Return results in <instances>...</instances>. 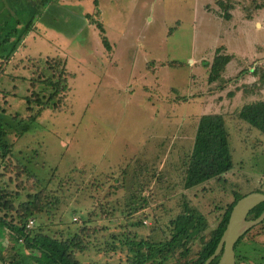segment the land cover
<instances>
[{
	"label": "rangeland",
	"instance_id": "rangeland-1",
	"mask_svg": "<svg viewBox=\"0 0 264 264\" xmlns=\"http://www.w3.org/2000/svg\"><path fill=\"white\" fill-rule=\"evenodd\" d=\"M205 1L0 0V127L11 142L0 162V189L11 190L16 204L45 185L46 211L30 216L32 227L62 239L81 219L102 227L145 212L133 239L163 241L169 219L188 201L197 216L188 235L160 262L145 264H189L235 191L264 190V134L236 116L241 103L264 99V0L243 4L247 20L236 11L233 19L216 14L229 11V0L204 4L209 13L201 8ZM217 46L230 58L207 81ZM52 68L65 73L64 96L58 108L49 102L36 112L39 103L25 96L34 90L45 99ZM204 112L223 115L232 165L184 188L181 165ZM7 160L25 167L22 183L9 178ZM110 228L96 232L78 253L81 261L123 260L124 245L112 250L103 243ZM243 242L263 250L238 264H264V220ZM14 251L24 252L21 241L2 235L0 255L10 262Z\"/></svg>",
	"mask_w": 264,
	"mask_h": 264
},
{
	"label": "trees",
	"instance_id": "trees-1",
	"mask_svg": "<svg viewBox=\"0 0 264 264\" xmlns=\"http://www.w3.org/2000/svg\"><path fill=\"white\" fill-rule=\"evenodd\" d=\"M220 15L223 18H227L229 17V12H220ZM8 38L9 33H6L2 41L6 42ZM18 40L19 36L13 41L15 43ZM102 41L106 44L104 37ZM218 46L215 48V52L209 62L207 81L216 79L230 58V54L222 52V47ZM13 47L14 44H11L8 53L6 51L1 55V58L5 59ZM52 77H55V80H52V78H46L44 80L52 86L51 92L44 100H41L39 94L34 90H31L30 94L25 96L27 103L31 102V100L39 103L38 109L35 110L36 112L49 102H52L54 108L59 107L58 102L64 96V87L62 85L65 81V73L59 70L55 72L52 68ZM31 85H33L32 82ZM54 98L55 100H53ZM27 107L29 109V106ZM35 113L29 115L27 118L33 120ZM236 116L264 134L263 98L252 99L241 103L236 109ZM27 125L22 124V129L27 128ZM3 135L4 131L0 127V162L4 159L11 147V142H6ZM230 150L223 115L220 112H204L199 114L195 122L191 148L185 154L180 169L182 187L188 188L208 178L219 177L221 173L228 170L232 165ZM4 170L9 172L13 171V175H10L9 178L18 182V184L20 182L22 183L19 175L23 171L26 172V170L20 163L16 161L15 165H12L8 160L4 161ZM24 182H30V184H27L28 188H33V184L35 183L33 181ZM253 190L264 192L261 189ZM108 194L109 191L107 192ZM132 195L136 196V193ZM241 195V193L236 191L233 193L232 199L224 206L216 224L210 230L208 238L201 241L199 248L195 252V257L191 259L189 264H203V260L213 250L225 226L231 205ZM11 197H14L11 190L0 189V209H3V212L0 214V237L6 234L13 239V242L20 240L24 252L19 253L14 251V258L10 262L6 261L3 255H0V258L5 264H13V262L14 264H100L96 260L92 261L90 259L81 261L78 253H82L88 249L91 240L96 239L95 235L98 230H105L107 227L110 228V225L117 228V230L115 231L113 228H110L111 231L107 233L105 236L106 239L103 241L104 245L112 250L118 245H124L126 248V251L122 255L123 260H119L116 264H145L146 261H151L150 263L155 261L154 263H158L167 256V252L171 250V245L179 240L180 236L188 235L193 221L197 219L194 211L188 207V201H185L182 210L176 213L173 218L169 219L171 234L167 240L148 241L142 238L138 240L133 239L135 231L144 225L141 221V216L143 214L145 215V212L141 216L140 214H137L138 216L125 214L122 223L112 224L113 222L107 221L103 222L105 225L102 227H96L95 224H91L92 218L81 219L80 221H76L77 224L72 235L61 239L42 232L38 228L25 226L28 217L40 211H46L44 208L45 201H43L45 198L44 184L37 186V190L35 191L26 192L25 199L18 200L16 204H13ZM54 199H46V202H53ZM263 206L264 200L253 206L249 210L247 217L252 218L256 216ZM100 209L103 218L105 211L103 208ZM263 220L264 218L261 221ZM72 221H75L74 218ZM240 240L241 238H238L233 246L238 261L245 259L250 253H257L263 250L260 246L256 247L257 244H248L246 242L239 244ZM13 245L10 243L8 247L11 249ZM217 258L218 255L214 256L208 264H215Z\"/></svg>",
	"mask_w": 264,
	"mask_h": 264
},
{
	"label": "water",
	"instance_id": "water-1",
	"mask_svg": "<svg viewBox=\"0 0 264 264\" xmlns=\"http://www.w3.org/2000/svg\"><path fill=\"white\" fill-rule=\"evenodd\" d=\"M263 200V191L252 190L242 194L234 201L230 207L225 226L213 250L203 260V264H208L216 255H218V258L215 264H235L234 243L245 230L264 218V206L260 212L252 218H248L247 213L253 206ZM0 264H5L1 258Z\"/></svg>",
	"mask_w": 264,
	"mask_h": 264
},
{
	"label": "crops",
	"instance_id": "crops-1",
	"mask_svg": "<svg viewBox=\"0 0 264 264\" xmlns=\"http://www.w3.org/2000/svg\"><path fill=\"white\" fill-rule=\"evenodd\" d=\"M210 1H212V0H208V1H205L204 3H202L201 4V8L202 9H204L205 10V8H204V4H206V3H208V2H210ZM214 1V0H213ZM212 1V2H213ZM216 2L218 1V0H215ZM230 2H232L231 3V8L229 9V17H227L228 19H233V13H234V11H236L237 12V14H236V17L237 18H241V19H243V20H247V19H249V18H247L246 16H245V14L243 13L245 10H244V6H243V4L245 5L246 3H249L250 2V0H229ZM260 10H263V8H261V6H260V8H259ZM259 9H258V11H259ZM205 12L206 13H209V11L207 10H205ZM216 14H219L220 15V12H216ZM215 14V15H216ZM218 16V15H217ZM255 24H260V23H256V22H254V25ZM231 26H232V28L233 27H235V24L234 23H232L231 24ZM243 28V27H242ZM237 30L238 31H241V29H240V27L238 26L237 27Z\"/></svg>",
	"mask_w": 264,
	"mask_h": 264
},
{
	"label": "flooded vegetation",
	"instance_id": "flooded-vegetation-1",
	"mask_svg": "<svg viewBox=\"0 0 264 264\" xmlns=\"http://www.w3.org/2000/svg\"><path fill=\"white\" fill-rule=\"evenodd\" d=\"M248 214V213H247ZM261 222V221H260ZM259 223V222H258ZM257 224V223H256ZM256 224H254V225H256ZM254 225H252V226H254ZM251 226V227H252ZM251 227H249L247 230H245L238 238H244V234L251 228ZM251 242H249L248 244H250ZM234 250V249H233ZM234 263L235 264H238V260L236 259V256H235V252H234Z\"/></svg>",
	"mask_w": 264,
	"mask_h": 264
},
{
	"label": "built area",
	"instance_id": "built-area-1",
	"mask_svg": "<svg viewBox=\"0 0 264 264\" xmlns=\"http://www.w3.org/2000/svg\"><path fill=\"white\" fill-rule=\"evenodd\" d=\"M74 218V217H73ZM33 218L32 217H28V219L25 222V226L26 227H31L32 223H33Z\"/></svg>",
	"mask_w": 264,
	"mask_h": 264
}]
</instances>
